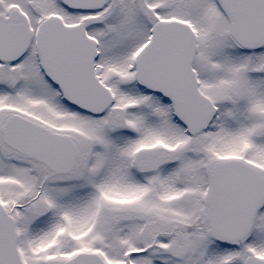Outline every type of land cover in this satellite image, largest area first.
Masks as SVG:
<instances>
[{
	"label": "snow or ice",
	"instance_id": "snow-or-ice-1",
	"mask_svg": "<svg viewBox=\"0 0 264 264\" xmlns=\"http://www.w3.org/2000/svg\"><path fill=\"white\" fill-rule=\"evenodd\" d=\"M0 264H264V0H0Z\"/></svg>",
	"mask_w": 264,
	"mask_h": 264
}]
</instances>
